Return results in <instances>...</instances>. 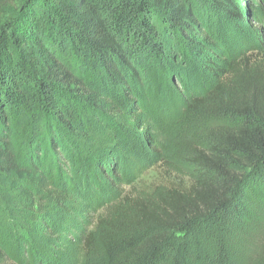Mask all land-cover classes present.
<instances>
[{
    "label": "trees",
    "instance_id": "obj_1",
    "mask_svg": "<svg viewBox=\"0 0 264 264\" xmlns=\"http://www.w3.org/2000/svg\"><path fill=\"white\" fill-rule=\"evenodd\" d=\"M249 8L0 0V259L69 264L52 246L88 179L107 203L79 236L98 264H264V44L243 36ZM173 77L195 83L164 111ZM143 109L163 132L177 123L172 145L194 142L193 174L119 196L102 186L105 146L147 127Z\"/></svg>",
    "mask_w": 264,
    "mask_h": 264
},
{
    "label": "rangeland",
    "instance_id": "obj_2",
    "mask_svg": "<svg viewBox=\"0 0 264 264\" xmlns=\"http://www.w3.org/2000/svg\"><path fill=\"white\" fill-rule=\"evenodd\" d=\"M246 1L250 5L249 11H246V17L252 24V31L245 32L243 36L251 42V46H259L264 44V0ZM228 43L227 47L224 46L223 48L231 56L230 47L236 44V41L228 39ZM256 54V51L245 46L240 54H237V57L243 56L242 58L253 59ZM188 81L178 77L172 78L169 94L166 93L163 100L164 111L172 108L170 106L172 102L185 98L186 93L195 83V81L192 84L190 82L191 85L187 86ZM145 97L148 99L147 95ZM143 112L148 118L147 127L137 129L128 140L113 136V140L106 143L105 146L109 156L107 159L105 157V162L101 167L102 172L100 173L104 178L102 186H105L107 190L115 188L119 196L128 192L132 194L143 193L157 184L170 183L175 175L190 180L189 176L193 174L194 167L188 162V160L191 161V158L187 157V152L189 147L194 145V142L182 143L179 147L176 144L172 145L173 143L170 141L174 140L173 137L178 131L177 123L171 122L172 125L167 129V132H163L157 123L156 113H151L147 109H143ZM159 118L162 119V117ZM166 118H168V114ZM61 162L69 164L67 159H62ZM100 184L96 182L93 184L87 179L82 181L81 186L77 185L79 199L78 203L73 205L77 213L65 221L64 230L60 233L61 240L57 241L61 245L58 248L55 245L52 246L59 253L65 252L71 264H98L100 261V256L95 253H86L88 249H95L96 246L85 248L84 241L79 239V236L82 235V239H84L86 234L94 230L95 221L107 208V203L100 201L102 200L101 188H98ZM104 195L106 198L107 194ZM79 217H83V219L76 220ZM1 220L2 218H0ZM175 236L180 238L178 233ZM2 245L0 248H4ZM23 258L26 260L25 254ZM0 264H8V258L0 259Z\"/></svg>",
    "mask_w": 264,
    "mask_h": 264
}]
</instances>
